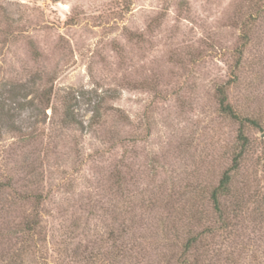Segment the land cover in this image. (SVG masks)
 I'll list each match as a JSON object with an SVG mask.
<instances>
[{
  "label": "rangeland",
  "instance_id": "374dc122",
  "mask_svg": "<svg viewBox=\"0 0 264 264\" xmlns=\"http://www.w3.org/2000/svg\"><path fill=\"white\" fill-rule=\"evenodd\" d=\"M0 117L17 119L0 126V264H173L213 228L241 132L249 203L214 264H264V0H0Z\"/></svg>",
  "mask_w": 264,
  "mask_h": 264
},
{
  "label": "trees",
  "instance_id": "16d2710c",
  "mask_svg": "<svg viewBox=\"0 0 264 264\" xmlns=\"http://www.w3.org/2000/svg\"><path fill=\"white\" fill-rule=\"evenodd\" d=\"M244 39L247 42V36H245ZM239 54L242 56V50L239 51ZM218 96L221 111L233 118L240 119L239 115L235 113L231 103L228 101V93L225 87H220L218 89ZM65 115L68 124H81L79 119L76 118L75 112L72 108L68 107L65 110ZM16 120L17 119H3L0 117V126L2 127L1 124H6L15 128ZM247 121L250 122L249 119H247ZM251 123L255 124L254 121H251ZM239 138L242 141V150L236 154L233 159L232 167L223 174L219 184L213 188L210 197L206 199L210 206H212L213 210V228L208 227L207 229L196 233L189 231L188 237L180 245V250L174 251L173 253L175 256V262L173 264H203L206 256L210 254L211 248L210 244H206V242L212 236L213 264L216 263L215 261L219 260L220 256L224 253V242H227L225 240L224 242H220L219 238L222 236L225 238L226 235H232L233 231L238 229L237 221L243 216L249 203L246 200V192L237 191L234 187V176L240 171L244 154L249 148V140L242 132L240 133ZM31 198H34V203L32 204L35 213L28 218H24L23 222L19 225V233L23 238L25 237L24 242H34L35 236H37V232L41 228L42 222L40 210L44 204L43 197L42 195H36ZM234 237L238 238L239 236L236 233ZM236 243L238 244L237 241ZM239 246L244 248L242 247L243 244H240ZM231 247H233V245H231ZM117 252L122 255L126 254L123 246L118 248ZM21 256L22 254L15 255L11 264H22L18 261ZM223 262L224 263L220 264H233L235 261L234 259L224 257ZM236 263L237 262H235V264Z\"/></svg>",
  "mask_w": 264,
  "mask_h": 264
},
{
  "label": "water",
  "instance_id": "95a60500",
  "mask_svg": "<svg viewBox=\"0 0 264 264\" xmlns=\"http://www.w3.org/2000/svg\"><path fill=\"white\" fill-rule=\"evenodd\" d=\"M262 138L264 139V134L262 135Z\"/></svg>",
  "mask_w": 264,
  "mask_h": 264
}]
</instances>
